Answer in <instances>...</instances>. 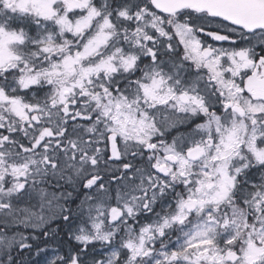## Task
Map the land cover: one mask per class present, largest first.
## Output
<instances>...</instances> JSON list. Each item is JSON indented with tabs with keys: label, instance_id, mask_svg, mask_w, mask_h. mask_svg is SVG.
<instances>
[{
	"label": "snow or ice",
	"instance_id": "1",
	"mask_svg": "<svg viewBox=\"0 0 264 264\" xmlns=\"http://www.w3.org/2000/svg\"><path fill=\"white\" fill-rule=\"evenodd\" d=\"M0 264H264V0H0Z\"/></svg>",
	"mask_w": 264,
	"mask_h": 264
},
{
	"label": "trees",
	"instance_id": "2",
	"mask_svg": "<svg viewBox=\"0 0 264 264\" xmlns=\"http://www.w3.org/2000/svg\"><path fill=\"white\" fill-rule=\"evenodd\" d=\"M52 227H53V228L57 227V223L54 222V223L52 224ZM60 228H61V225H60ZM49 243H51V242H49ZM57 243H59V244H64V245H66V244H68V243H72L71 241H68L67 238L64 236V229H63V228H61V231H60V238H58Z\"/></svg>",
	"mask_w": 264,
	"mask_h": 264
},
{
	"label": "rangeland",
	"instance_id": "3",
	"mask_svg": "<svg viewBox=\"0 0 264 264\" xmlns=\"http://www.w3.org/2000/svg\"><path fill=\"white\" fill-rule=\"evenodd\" d=\"M184 129H181V131H183ZM173 134H175V133H173ZM61 228H63V225L61 224Z\"/></svg>",
	"mask_w": 264,
	"mask_h": 264
}]
</instances>
